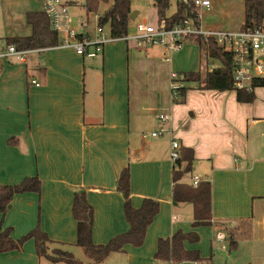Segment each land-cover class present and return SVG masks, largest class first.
Wrapping results in <instances>:
<instances>
[{"label":"crops","instance_id":"1","mask_svg":"<svg viewBox=\"0 0 264 264\" xmlns=\"http://www.w3.org/2000/svg\"><path fill=\"white\" fill-rule=\"evenodd\" d=\"M100 4L98 13L82 6L97 19L109 6ZM220 5L233 7L231 0H212L210 9L201 12L202 29L233 32L202 23V16L215 15ZM177 10L176 0L173 13ZM31 11H44L42 0L21 1L11 28L1 35L0 184L36 176L41 189L15 194L0 215L2 228H10L13 239H19L39 226L50 240L49 251L60 248L81 264H94L76 245L74 194L84 190L94 209L92 240L104 244L129 229L124 196L117 188L121 171L128 167L132 206L139 208L143 199L152 198L159 202V212L141 246L125 245L98 264L118 258L113 255H123L126 264H153L158 239L178 230L197 233L198 241L184 246L211 264H217L216 256L226 248H216L214 255V242L230 236L236 251L240 243L246 246V264H264V86L253 88L251 102L237 101L235 90L201 89L197 78L210 69L197 41L190 39L194 46L182 47L166 60L161 47L138 46L133 39L130 30L138 13L128 23V39L106 42L94 57L58 44L34 49L24 61L2 55L11 38L31 35L26 21ZM72 19L67 14L62 22L97 38L82 23L85 29L73 27ZM189 58L191 71L180 78L174 71L177 61ZM172 72L185 89L182 102H173L168 92ZM160 114L169 116L166 132L144 137L159 127ZM173 139L180 152L191 149L194 158L179 182L192 188L210 185L209 224L192 226L193 204L173 200V170L186 166L185 161L174 165L170 160ZM193 176L200 178L197 186L192 185ZM219 233L227 237L219 240ZM0 264L69 263L38 255L30 238L17 249L0 252Z\"/></svg>","mask_w":264,"mask_h":264},{"label":"trees","instance_id":"2","mask_svg":"<svg viewBox=\"0 0 264 264\" xmlns=\"http://www.w3.org/2000/svg\"><path fill=\"white\" fill-rule=\"evenodd\" d=\"M100 2L109 3L108 8L97 17V26L109 25L113 37H124L128 33V23L131 14V0H85L86 12L98 13ZM178 10L170 16L165 13L169 8V0H154L157 15L160 20L168 24L191 15V8H187L177 0ZM244 22L241 30H254L264 25V0H243ZM26 21L32 28V33L27 37L11 38L9 43L17 49L34 50L51 47L58 44V34L51 29L49 18L44 11L26 13ZM200 48L205 51L206 58L219 61L220 65L207 70L202 77H198V85L201 89L218 91L235 90L236 99L239 102H251L254 99L253 88L264 86V79L253 78L243 88L235 86L232 73L234 68L231 52L224 50L213 38L207 41L200 37L195 38ZM185 89H180V99L183 101ZM185 161L183 169L173 170V200L191 202L194 206V221L192 226L209 224L210 211V185L202 183L196 188L185 186L179 182L182 175L191 170L194 161L191 149L180 152L177 161ZM117 188L124 196L123 211L129 229L111 238L104 244H96L92 240L94 209L87 202L84 190L75 192L72 202V214L76 220V245L93 260L94 264L100 263L109 253L123 251L125 245L139 247L144 243L147 227L152 223L159 212V202L152 198H145L139 208H134L130 201V174L125 167L118 178ZM41 182L36 176L25 177L17 184H0V215H4L9 209L15 194L24 192H39ZM34 239L38 255L46 256L49 260L65 261L69 264H81L72 253L53 248L49 251L48 236L39 226L30 230L19 239H13L10 228H2L0 223V252H6L19 248L26 240ZM199 237L195 231H176L172 236L159 238L154 258L168 264H211L207 258H202L197 250L185 248V242L196 243ZM230 245H235L232 236L229 237Z\"/></svg>","mask_w":264,"mask_h":264},{"label":"built area","instance_id":"3","mask_svg":"<svg viewBox=\"0 0 264 264\" xmlns=\"http://www.w3.org/2000/svg\"><path fill=\"white\" fill-rule=\"evenodd\" d=\"M187 8H191V15L183 17L172 24L165 20H160L155 25L144 21L136 23V34L133 39L138 46H159L169 59L170 55L178 52L187 40L200 37L207 41L213 38L224 50L231 52L233 56V81L236 87L243 88L249 84L253 78L264 79V25L254 30H240L238 32H222L215 30H204L200 25L201 12L209 10L212 0H179ZM44 12L47 14L51 29L58 34V45L73 48L76 53L94 57L102 52L103 45L106 42L116 39H128L124 37H113L111 33L104 32L102 26H97V38H91L81 30L63 24L62 19L68 14V7L62 0H42ZM34 50L17 49L15 45H8L4 54L16 56L20 61H24L26 56ZM40 51V50H35ZM177 74L171 73V98L172 101L180 99L181 84ZM32 83L39 85L36 80ZM159 127L151 131L152 137L162 136L167 128L166 123L169 116L160 114L157 116ZM180 144L177 140L171 141L170 160L174 165L180 158ZM200 182L198 176L192 177V185L197 186ZM219 240L225 239L224 233L218 234ZM168 264H172L169 262Z\"/></svg>","mask_w":264,"mask_h":264},{"label":"rangeland","instance_id":"4","mask_svg":"<svg viewBox=\"0 0 264 264\" xmlns=\"http://www.w3.org/2000/svg\"><path fill=\"white\" fill-rule=\"evenodd\" d=\"M23 0H0V46L2 45V38H4L5 32H8L11 28V24L15 19L17 11L19 10V5ZM69 3L70 7L68 8V14L73 16V27H80L81 23L85 26L88 31L92 33H97V19L96 14L91 13L88 14L85 12L83 8V4L85 0H63ZM233 7L229 8L226 5H220L217 7V13L215 15L212 14H205L202 16V23L205 26H212L216 23L217 28L223 31H233L238 32L241 30L244 21V11H243V2L241 0H231ZM222 4V2L220 3ZM176 0H169V8L166 11V14L169 16L175 10ZM132 9L138 13V20L133 23V27L130 30L131 34H136V23L137 21L140 22L143 19L147 20V23L155 25L157 23V11L153 2L151 0H131ZM103 9V5H99L98 12ZM135 26V27H134ZM78 29V28H77ZM85 29V28H81ZM103 30L107 34L109 33L108 25H103ZM133 35V36H134ZM5 42V40H4ZM185 46L190 47L194 46L192 40H187L184 43ZM190 58L186 61L185 59L177 61V65L175 66V72L178 73V76L183 77L186 73L191 71L192 64L189 63ZM220 65L219 61L217 60H210L207 64L208 69H212L215 66ZM187 69V70H186ZM168 74H170L168 72ZM169 81V89L168 92L171 94V77L168 78ZM194 85V84H193ZM227 237V233H224ZM217 235V232H214V236ZM216 240V239H215ZM222 245H225L226 248L221 251V255L216 256L217 264H246V255L247 250L246 246L240 243V248L236 251L234 248H231L230 239L227 237L225 241L219 243L216 241L213 244L212 253L216 254V248H221ZM236 251V253H235ZM118 256V258L113 259L110 257L105 259L101 264H126V260L124 259L123 255H113ZM209 257V256H208ZM153 264H164L161 261L155 260Z\"/></svg>","mask_w":264,"mask_h":264},{"label":"water","instance_id":"5","mask_svg":"<svg viewBox=\"0 0 264 264\" xmlns=\"http://www.w3.org/2000/svg\"><path fill=\"white\" fill-rule=\"evenodd\" d=\"M135 15H136V12H131L130 19H134Z\"/></svg>","mask_w":264,"mask_h":264}]
</instances>
